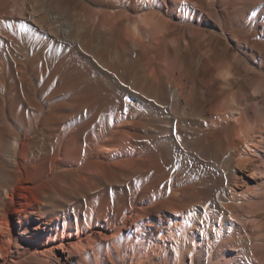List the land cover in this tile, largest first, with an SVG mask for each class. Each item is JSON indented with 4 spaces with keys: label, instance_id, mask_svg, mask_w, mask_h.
<instances>
[{
    "label": "bare ground",
    "instance_id": "6f19581e",
    "mask_svg": "<svg viewBox=\"0 0 264 264\" xmlns=\"http://www.w3.org/2000/svg\"><path fill=\"white\" fill-rule=\"evenodd\" d=\"M4 2L0 92L38 128L25 134L0 102L12 163L0 264L24 252L15 229L39 261L43 243L50 254L74 240L101 264H264V55L233 32L264 39V0H80L73 25ZM43 158L47 176L32 184ZM26 188L35 201L16 206Z\"/></svg>",
    "mask_w": 264,
    "mask_h": 264
},
{
    "label": "rangeland",
    "instance_id": "374dc122",
    "mask_svg": "<svg viewBox=\"0 0 264 264\" xmlns=\"http://www.w3.org/2000/svg\"><path fill=\"white\" fill-rule=\"evenodd\" d=\"M12 1L14 0H5L4 6L8 8L12 4ZM27 1L36 3V7L39 10V16H42L45 13L57 14L59 16L60 21L64 20L68 22L69 24L73 25L71 22V17L66 11L69 7L73 6L75 3H78V1L80 0H27ZM107 1H112V0H107ZM207 31L208 33L212 32L210 28H207ZM233 32L239 38V41L243 39L252 41L254 43L255 48L258 51L262 52L264 55V39L259 34H257L256 32L252 30H248V31L233 30ZM250 36H253L252 39H250ZM92 42H93V46H94L93 48L95 51H101L103 53L108 54L112 50V44L106 40H103L101 38L94 36L92 38ZM220 45L226 49V53L229 56L236 53V46H235V43H233L232 41L224 38L220 41ZM20 49L21 48L19 46L17 48L15 47L13 49V52L17 55L20 53ZM185 61H187L186 64L189 66L190 60L186 57ZM135 69H136V65H133L130 67V70L132 72H135ZM237 76L239 79L237 86L242 85L243 84L242 72H240V74ZM256 77L257 76H255V79ZM256 80H259V77H257ZM242 88L244 91H246L248 89V85L245 84ZM257 92L258 91H256V93L254 94L256 98L255 109H256V112H258L257 114H259L264 111V95L260 96L259 92L258 93ZM0 95L2 97L0 102L2 103L3 101L5 102V106H6L9 116L17 122L20 128L24 129V133L31 134L35 132L38 128V126H36L37 125L36 124V121H37L36 113H33V115L28 114V120L24 119L25 117L23 115L22 109L17 108V105H18L17 95L16 93L13 92V90H9V87H6L4 91H1ZM0 112H1V105H0ZM18 128L19 127H17V130L19 131ZM0 151H1L0 152V183L4 184L11 177L9 175V172L5 171L4 166L6 165V162L8 163L7 165L12 164V163H9L10 162V160L8 159L9 149L7 147V143L4 140L1 141L0 143ZM42 161L43 162L39 166H35L33 168L34 165L32 164V166L30 165L29 167V170H31L35 175V177L32 179L33 181L32 184L36 183L37 181H40L42 178L47 176V173L49 171V161L48 159H44V158L42 159ZM43 163L44 165L42 166ZM67 179L70 180L71 177L68 175ZM29 190L28 188H26V189H23L17 192L16 198H15L16 206H20V205L31 206L32 205L35 199L33 196V191L31 190L29 191ZM259 217L264 218V209H261L259 211ZM33 219L34 221H37L35 215ZM14 234H15V244L17 246V249L24 250V252L19 257L9 256V258L7 259V262L4 261V264H101L100 262H96L91 257L90 252H89V247H86L82 244L79 245L78 243H75L76 241L74 242V240H65L63 247H60L58 245L52 246V252L50 254L47 251H45L47 250L48 245L46 243H43L40 246V249L43 252L42 254H40L41 260L39 261V259H36L35 257L32 256V248L30 246L31 240L28 239L26 242L21 241L20 234L17 231V229L14 230ZM258 241L261 244L264 243V228L260 230Z\"/></svg>",
    "mask_w": 264,
    "mask_h": 264
}]
</instances>
